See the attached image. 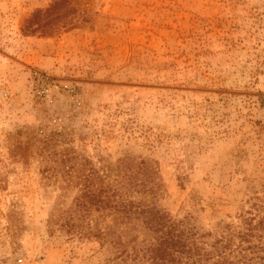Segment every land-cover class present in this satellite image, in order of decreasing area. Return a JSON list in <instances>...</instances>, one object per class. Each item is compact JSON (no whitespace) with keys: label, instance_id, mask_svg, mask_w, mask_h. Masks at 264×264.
<instances>
[{"label":"rangeland","instance_id":"rangeland-1","mask_svg":"<svg viewBox=\"0 0 264 264\" xmlns=\"http://www.w3.org/2000/svg\"><path fill=\"white\" fill-rule=\"evenodd\" d=\"M101 184L264 264V0H0V264L141 263Z\"/></svg>","mask_w":264,"mask_h":264},{"label":"trees","instance_id":"trees-1","mask_svg":"<svg viewBox=\"0 0 264 264\" xmlns=\"http://www.w3.org/2000/svg\"><path fill=\"white\" fill-rule=\"evenodd\" d=\"M39 15L40 11L35 12L29 22L37 19ZM154 186L155 183L148 177L137 185L133 184V188H139L144 192L149 191L153 197L156 195ZM108 189L107 185L101 184L98 193L81 195L77 199V206L87 210L88 203L96 204L99 211H108V214L118 215V218L123 220L141 219L144 229L154 233V237L149 241L143 240L142 243L145 245L141 247L134 243L135 245L131 247L133 260L141 259L139 264H147L146 262L149 264L207 263L211 254L200 246L202 243H198V235L193 228L184 227L181 221L172 220L164 209L157 206L156 202L145 203L142 199L133 196L131 192L116 194L109 193ZM250 227L251 220H249ZM84 234H93L102 243L109 241L117 249L123 247L120 236L111 225H103L94 233L87 231ZM135 241L136 238H133L132 242ZM217 256L216 261L212 264H234L223 257L220 252Z\"/></svg>","mask_w":264,"mask_h":264}]
</instances>
